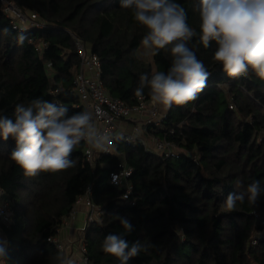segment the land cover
Listing matches in <instances>:
<instances>
[{
  "label": "trees",
  "instance_id": "16d2710c",
  "mask_svg": "<svg viewBox=\"0 0 264 264\" xmlns=\"http://www.w3.org/2000/svg\"><path fill=\"white\" fill-rule=\"evenodd\" d=\"M14 1L37 12L46 26L15 29L0 1V115L14 119L17 104L36 98L65 103L69 116L85 110L74 92L81 70L74 36L98 54L107 91L131 106L141 100L134 95L140 75L171 65L168 50L151 53L150 60L143 56L147 29L121 0ZM175 2L197 32L188 46L210 73L198 98L169 108L156 130L164 136L175 128L168 138L182 148L180 155L164 157L118 141L116 154L100 153L93 165L81 141L70 157L73 167L29 177L11 159L15 140L0 138V188L12 208L11 223L0 224L7 240L2 264H73L51 238L90 184L100 206L84 238L90 264H120L102 250L108 234L148 245L127 264H264V192L254 206L245 199L235 210L224 208L229 193L244 192L253 180L264 187V81L251 71L229 77L213 59L215 42L205 48L199 40L200 17L193 10L198 0ZM144 96L150 98L147 88ZM122 161L133 167L129 198L110 182ZM117 216L130 220V233Z\"/></svg>",
  "mask_w": 264,
  "mask_h": 264
},
{
  "label": "clouds",
  "instance_id": "9594fccd",
  "mask_svg": "<svg viewBox=\"0 0 264 264\" xmlns=\"http://www.w3.org/2000/svg\"><path fill=\"white\" fill-rule=\"evenodd\" d=\"M121 7L131 9L134 19L147 29L141 44L153 55L168 50V70L141 74L134 95L142 98L145 88L151 102L165 110L173 105L195 101L207 86L210 76L203 61L188 46L197 32L187 22V11L175 0H121ZM194 11L199 13V40L205 48L215 42L213 59L229 77L246 76L251 71L264 81V0H198ZM7 33V29L4 30ZM25 37H19L22 42ZM69 107L40 98L27 106L17 104L14 119L0 115V138L16 142L11 159L29 177L42 172L56 173L74 166L73 150L86 142L105 151L109 137L99 131L92 112L84 110L68 115ZM119 177L113 174V183ZM264 192L260 181L253 180L244 192L229 193L224 208L235 210L247 199L255 205ZM120 225L130 233L133 226L127 217L117 216ZM7 240L0 238V260L6 256ZM102 250L116 257L120 264L147 251L140 241L129 243L123 235L108 234ZM63 264V261H61Z\"/></svg>",
  "mask_w": 264,
  "mask_h": 264
},
{
  "label": "built area",
  "instance_id": "2783aa9c",
  "mask_svg": "<svg viewBox=\"0 0 264 264\" xmlns=\"http://www.w3.org/2000/svg\"><path fill=\"white\" fill-rule=\"evenodd\" d=\"M0 1L4 5L6 15L11 18L15 29L22 31L46 26V22L40 18L37 12L23 10L14 0ZM74 38L81 59V70L75 78L74 92L78 95L80 104L84 106V109L93 113L97 122V129L109 137L105 151L94 149L87 143L85 144L84 153L87 160L94 165L98 154H116L118 152V141L128 145L140 144L148 152L164 157H178L182 148L168 138V134L175 133V128H169L164 136L158 135L156 132L158 127L160 128L163 125L168 116V111H163L159 104L154 105L150 98H146V96L140 98V102L134 106L112 96L102 81L101 61L98 54L92 51L82 38L78 36H74ZM43 44L47 45L46 42H43ZM230 107L236 108L235 101L230 102ZM122 122L128 123V129H120L119 126ZM191 154L197 159L194 153ZM132 172L133 167L122 161L118 164L117 169L110 173V182L117 188L123 189L125 198H129L133 189V183L130 180ZM113 174L119 177L118 183H113ZM92 191L93 185L90 184L86 193L78 198L71 215L64 219V224L68 223L76 215L80 204H84L89 210L87 221L81 229L85 231L80 245L83 250L81 258L76 260L64 256L66 260L73 264H90L85 252L84 238L88 224L97 219L100 214V206L91 198ZM4 196L5 192L0 188V224H10L12 221V208L10 201ZM62 229H60V233ZM60 233L51 239L57 243L64 254L69 248L71 240L61 238Z\"/></svg>",
  "mask_w": 264,
  "mask_h": 264
},
{
  "label": "crops",
  "instance_id": "0c3cea01",
  "mask_svg": "<svg viewBox=\"0 0 264 264\" xmlns=\"http://www.w3.org/2000/svg\"><path fill=\"white\" fill-rule=\"evenodd\" d=\"M94 123L97 126V122L94 119ZM120 129H128L129 125L127 122H122L120 124ZM88 215V208L84 204H80L78 206V210L76 215L69 220L68 223H65L63 225V229L66 231L67 236L63 237L67 240H77L78 239V230L81 228V226L86 222ZM70 235V236H68ZM0 238L6 239L4 234H1L0 232ZM0 264H2V261L0 260Z\"/></svg>",
  "mask_w": 264,
  "mask_h": 264
},
{
  "label": "rangeland",
  "instance_id": "374dc122",
  "mask_svg": "<svg viewBox=\"0 0 264 264\" xmlns=\"http://www.w3.org/2000/svg\"><path fill=\"white\" fill-rule=\"evenodd\" d=\"M142 54L148 60H150L152 58L151 51H149V50L143 49V53ZM160 106L162 107L163 111H169V109L165 110L162 105H160ZM86 221H87V219H86ZM81 229H83L82 226L78 230V234H79L77 236L78 239L77 240H73V241L70 242L69 248L65 251L64 256L66 255V256H68L70 258L72 257V258H74L76 260H79L81 258V252H83V250L81 249L80 245L82 243L81 239H82L83 234L85 232V231H83ZM1 234H3V233L1 232ZM60 234H61V238L67 236L66 231L64 229L61 230ZM68 236H70V235H68ZM63 239H65V238H63ZM65 240H67V239H65Z\"/></svg>",
  "mask_w": 264,
  "mask_h": 264
}]
</instances>
